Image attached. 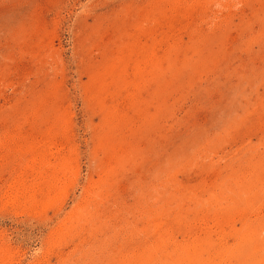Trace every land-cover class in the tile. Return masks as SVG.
Listing matches in <instances>:
<instances>
[{
	"label": "rangeland",
	"instance_id": "374dc122",
	"mask_svg": "<svg viewBox=\"0 0 264 264\" xmlns=\"http://www.w3.org/2000/svg\"><path fill=\"white\" fill-rule=\"evenodd\" d=\"M0 264H264V0H0Z\"/></svg>",
	"mask_w": 264,
	"mask_h": 264
}]
</instances>
